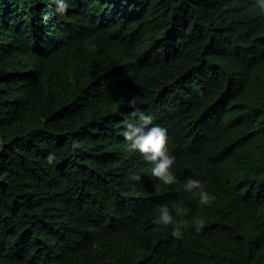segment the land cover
<instances>
[{
  "label": "trees",
  "instance_id": "1",
  "mask_svg": "<svg viewBox=\"0 0 264 264\" xmlns=\"http://www.w3.org/2000/svg\"><path fill=\"white\" fill-rule=\"evenodd\" d=\"M133 97L168 129L179 183L128 147ZM190 176L210 205L183 190ZM180 201L177 239L153 217ZM0 264H264L256 0H70L63 17L0 0Z\"/></svg>",
  "mask_w": 264,
  "mask_h": 264
},
{
  "label": "clouds",
  "instance_id": "2",
  "mask_svg": "<svg viewBox=\"0 0 264 264\" xmlns=\"http://www.w3.org/2000/svg\"><path fill=\"white\" fill-rule=\"evenodd\" d=\"M53 5L56 16L63 17L70 6V0H48ZM256 5L261 13H264V0H256ZM49 15L43 16L47 22ZM132 111L125 117L124 138L129 142L131 150L139 152L143 160L151 164V175L156 177L164 185H174L179 183L173 165L176 157L169 150L168 129L159 123L154 122V117L146 113L138 106L135 97L129 102ZM71 147L77 149L79 142L73 139ZM57 159L54 152H50L46 160L48 164H54ZM131 179L140 180L139 174L133 173ZM183 190L191 193L198 199L201 206L210 205L215 200V194L211 193L204 180L195 176L188 177L183 182ZM191 209L183 204V201L169 206L167 203L158 205L157 213L154 215V223L161 226H171V235L177 239H182L184 230L188 227V220L185 217ZM194 227L197 232L202 231L205 224L203 218L196 219Z\"/></svg>",
  "mask_w": 264,
  "mask_h": 264
}]
</instances>
